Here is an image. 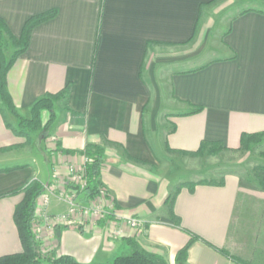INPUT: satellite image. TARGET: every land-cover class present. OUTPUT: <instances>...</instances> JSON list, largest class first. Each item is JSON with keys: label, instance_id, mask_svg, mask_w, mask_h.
<instances>
[{"label": "crops", "instance_id": "crops-1", "mask_svg": "<svg viewBox=\"0 0 264 264\" xmlns=\"http://www.w3.org/2000/svg\"><path fill=\"white\" fill-rule=\"evenodd\" d=\"M222 1L0 0V18L16 37L29 18L54 11L32 28L25 51L7 72L17 112L29 118L38 97L68 87L41 142L51 165L46 181L38 168L20 162L33 145L6 126L14 127L16 119L0 101V148L9 147L0 151V162H14L0 166L12 168L0 171V256L22 248L13 212L23 193L11 192L34 179L46 184L53 171L61 187L67 163L81 165L82 150L95 144L103 150L101 203L111 215H76L82 222L43 234V250L80 264H111L128 250L129 237L167 264H178L175 255L188 230L241 260L264 264L263 170L254 179L229 172L219 176L221 184L180 188L173 202L178 223L164 203L180 183L208 178L201 170L209 159L240 151L242 133L264 131V0H238L243 8L230 16L221 44L208 49L218 56L191 64L194 50L207 44ZM195 106L201 109L190 113ZM47 117L42 112V120ZM204 140L220 141L224 150L215 157L179 152L196 150ZM178 165L188 178L175 175ZM47 210L62 214L67 205L55 193ZM129 216L142 218L143 230L118 224ZM185 264L239 263L196 240Z\"/></svg>", "mask_w": 264, "mask_h": 264}, {"label": "trees", "instance_id": "trees-1", "mask_svg": "<svg viewBox=\"0 0 264 264\" xmlns=\"http://www.w3.org/2000/svg\"><path fill=\"white\" fill-rule=\"evenodd\" d=\"M54 11H48L29 18L23 26L19 37L14 36L7 24L0 18V101L2 107L12 114L16 123L12 127L6 123L17 136L25 138V142L37 144L39 140L40 149L41 142L49 136L51 129L56 121L55 104L67 97L68 87L63 88L57 93H46L36 99L30 111V117L21 116L14 105L11 95L6 86V75L13 62L26 49L32 28L40 22L51 18ZM10 49L9 54L7 50ZM3 108H0V113L3 114ZM201 109L200 106H195L190 113L197 112ZM47 112L48 117L45 121L42 120V112ZM264 145V131L259 132H244L240 136V146L238 150L251 149L253 146ZM9 147H2L0 151L6 150ZM224 150V146L220 141H201L198 148L193 151H179L182 154L190 156H200L203 154L216 155ZM70 153L69 151H66ZM90 160L85 164V175L87 186L81 200L93 198L98 188L101 186L99 182L100 167L103 163V150L95 144H87L81 152ZM264 158V150L261 152ZM47 160V158H46ZM12 168L0 169V171H8ZM257 170L264 171V163L258 164ZM222 180H205L201 179L195 182H183L170 194L167 195L164 203L168 207L174 222L178 223L177 217L173 214V202L180 188L185 187L192 191L197 184H221ZM21 191L23 193L21 201L16 205L13 212V220L18 232V237L21 243V251L18 253L7 254L0 256V264H80L72 256L68 254H56L54 251H41L39 242L32 229V220L34 217L38 198L43 193V184L40 180L34 179L22 189L14 190L11 193ZM189 234L187 243L177 251L175 261L178 264H185L187 251L189 246L196 240L203 242L213 248L220 254L227 256L231 260L239 264H251L241 260L226 250L217 247L208 241L201 238L199 235L186 230ZM128 250L124 253L115 255L111 264H167L163 256L148 251L141 247L133 238H126Z\"/></svg>", "mask_w": 264, "mask_h": 264}, {"label": "rangeland", "instance_id": "rangeland-1", "mask_svg": "<svg viewBox=\"0 0 264 264\" xmlns=\"http://www.w3.org/2000/svg\"><path fill=\"white\" fill-rule=\"evenodd\" d=\"M224 1H226L224 3ZM224 7V8H223ZM243 8L241 6V2L238 0H223L221 5H218L215 7L217 9L218 13L213 18L215 20L214 28L211 30L210 35L208 37V41L206 46L198 47V49H195L193 52L194 61L191 63L193 66H195L200 61L206 60L208 58H212L214 56H218V52H211L210 50H214L215 45H220L222 41V34L226 31V28L229 24V18L230 16L235 13L236 11H239ZM203 48V50L200 52V50ZM200 49V50H199ZM210 49V50H208ZM208 50L207 52H205ZM10 52V49L7 50V53ZM189 67L188 65H186ZM184 66V67H186ZM180 69H183V65L177 66ZM59 107L56 106V112L58 113ZM158 120V119H157ZM159 120L161 121V115ZM159 123V122H158ZM264 150V145L261 146H253L251 149L247 150H240L237 152H230L223 157L213 155L215 158L209 159L208 164H206V167L203 166L204 169L201 171H204L203 173L209 172L208 178H202L205 180H221L219 176L222 177V174H227L229 172H239L243 175L249 176L251 179H254V176L257 172V165L264 163V158L261 156V152ZM45 153V152H44ZM44 155L48 160L45 161ZM42 154V151L39 149V147L35 144L32 148V151L28 155L22 156L20 159H22L20 162H29L34 168L39 169L40 178L44 181L48 180L49 174L51 171V165H50V159L48 155ZM30 157H33L34 162L30 161ZM14 164L13 161L10 160H4L0 162V166H10ZM175 175L177 176H183L184 178H188L189 171H184L183 167H180L179 165L174 167ZM213 175V176H212ZM207 177V175H205ZM216 178H213L215 177ZM202 176L197 175V178H200ZM201 180L200 179H194L190 181H184V182H195ZM183 183V182H182ZM51 195V194H50ZM49 195V198H50ZM81 198V196H80ZM39 242V241H38ZM43 245L39 242V246L41 251L46 252V250H43V247L48 246L46 244V241H43ZM50 246V244H49Z\"/></svg>", "mask_w": 264, "mask_h": 264}, {"label": "built area", "instance_id": "built-area-1", "mask_svg": "<svg viewBox=\"0 0 264 264\" xmlns=\"http://www.w3.org/2000/svg\"><path fill=\"white\" fill-rule=\"evenodd\" d=\"M83 156V163L79 166L73 162L67 163V173L61 187L59 185L57 174L54 171L51 180L46 184H43V193L38 198L31 223L38 241L43 238L45 232L52 235L55 228L59 225H73L79 222L80 220L75 218L76 215L82 218L90 217L96 220L111 215V212L101 203L106 197V190L102 185L98 188L97 193L93 198L84 201L81 200L87 186L85 164L89 163L91 160L87 156ZM55 193L58 195L59 199L66 203L67 210L65 213L57 215L48 213L47 207L49 203V195ZM118 224L127 225L136 231L143 230L144 228V220L137 216H129L119 219ZM33 225L35 228H33ZM119 232L120 230H118L116 234Z\"/></svg>", "mask_w": 264, "mask_h": 264}, {"label": "water", "instance_id": "water-1", "mask_svg": "<svg viewBox=\"0 0 264 264\" xmlns=\"http://www.w3.org/2000/svg\"><path fill=\"white\" fill-rule=\"evenodd\" d=\"M38 147H39V149H40V145H39V140H37V144H36ZM41 150V149H40ZM42 151V150H41ZM42 154L44 155L45 153H44V151H42ZM44 159L46 160V156L44 155Z\"/></svg>", "mask_w": 264, "mask_h": 264}]
</instances>
